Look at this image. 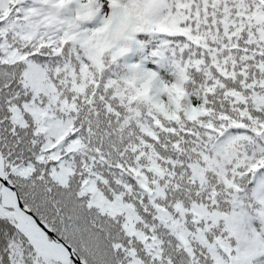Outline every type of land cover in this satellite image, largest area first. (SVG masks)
I'll list each match as a JSON object with an SVG mask.
<instances>
[{"label":"snow or ice","instance_id":"1","mask_svg":"<svg viewBox=\"0 0 264 264\" xmlns=\"http://www.w3.org/2000/svg\"><path fill=\"white\" fill-rule=\"evenodd\" d=\"M0 264H264V0H0Z\"/></svg>","mask_w":264,"mask_h":264}]
</instances>
